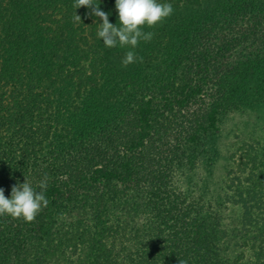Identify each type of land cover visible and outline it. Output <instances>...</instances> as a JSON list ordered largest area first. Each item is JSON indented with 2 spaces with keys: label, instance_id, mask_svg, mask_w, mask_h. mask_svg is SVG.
I'll use <instances>...</instances> for the list:
<instances>
[{
  "label": "trees",
  "instance_id": "1",
  "mask_svg": "<svg viewBox=\"0 0 264 264\" xmlns=\"http://www.w3.org/2000/svg\"><path fill=\"white\" fill-rule=\"evenodd\" d=\"M160 2L124 67L74 0H0V188L47 176L49 201L0 216V264H264V175L179 181L212 175L225 115L264 104V0Z\"/></svg>",
  "mask_w": 264,
  "mask_h": 264
},
{
  "label": "clouds",
  "instance_id": "2",
  "mask_svg": "<svg viewBox=\"0 0 264 264\" xmlns=\"http://www.w3.org/2000/svg\"><path fill=\"white\" fill-rule=\"evenodd\" d=\"M73 7L79 9L85 7L91 10V15L98 18L97 36L107 48H128L122 60L124 67L137 61L142 63L143 57H138L134 49L140 41L150 42L153 32H145L143 29L154 28L163 23L174 12L173 5L160 0H116L115 8L118 12L119 22L113 25L109 21V15L102 11L100 4L94 0H74ZM75 22H82L81 17L74 15ZM26 182L12 187L11 198L5 196L0 188V216H10L13 219H23L25 222H34L40 212L48 206L45 195L47 188V176L40 182L37 191L25 177ZM180 264H187L186 260H180Z\"/></svg>",
  "mask_w": 264,
  "mask_h": 264
},
{
  "label": "rangeland",
  "instance_id": "3",
  "mask_svg": "<svg viewBox=\"0 0 264 264\" xmlns=\"http://www.w3.org/2000/svg\"><path fill=\"white\" fill-rule=\"evenodd\" d=\"M219 157L212 168L202 164L196 170L180 178L183 190L195 195L205 193V182H214L225 177L230 167L236 177L247 181L250 173L264 175V104L244 105L239 110L223 117L218 140ZM211 163V162H209ZM232 177H235L232 174Z\"/></svg>",
  "mask_w": 264,
  "mask_h": 264
}]
</instances>
